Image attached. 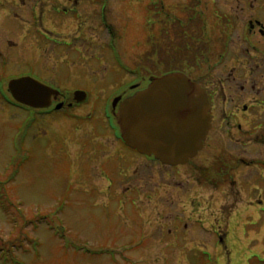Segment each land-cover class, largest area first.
<instances>
[{
  "label": "rangeland",
  "instance_id": "obj_1",
  "mask_svg": "<svg viewBox=\"0 0 264 264\" xmlns=\"http://www.w3.org/2000/svg\"><path fill=\"white\" fill-rule=\"evenodd\" d=\"M68 1L0 0V264H264V181L260 196L252 186L250 198L240 202L231 197L235 190L224 183L226 175L219 177L217 194L202 184L195 214L202 225L217 207L227 214L235 206L224 222L218 218L226 236L217 247L196 226L176 243L160 230L162 222L169 214L186 221L190 207L183 214L180 205L166 206L159 190L141 194L129 184L116 187L126 194L118 197L99 175L103 170L115 176L113 164L104 161L99 168L83 154L85 146L110 144L104 110L112 97L130 92L133 84L145 88L166 73L174 55L185 56L177 67L193 79L230 74L237 64L227 33L232 0ZM76 55L83 58L70 60ZM22 75L57 80L66 92L88 86L87 101L66 111H26L7 86ZM113 124L119 126V114ZM233 124L215 119L195 163L209 167L213 157L220 162L238 154L227 134L216 139L217 129L232 130ZM241 129L251 138L245 159L253 162L234 176L254 183V163L264 160L258 140L264 121H242ZM135 192L139 199L130 197Z\"/></svg>",
  "mask_w": 264,
  "mask_h": 264
},
{
  "label": "flooded vegetation",
  "instance_id": "obj_2",
  "mask_svg": "<svg viewBox=\"0 0 264 264\" xmlns=\"http://www.w3.org/2000/svg\"><path fill=\"white\" fill-rule=\"evenodd\" d=\"M68 2L76 5L80 1L69 0ZM227 9V33L228 37H231V53H233V56L235 54L234 58L237 59V64L231 67L228 76H224V74L221 73V75L215 76L214 79L212 76V81L208 80L205 75H202L197 79H193L189 76L205 90L209 102V114L211 119L210 128L203 140L202 147L193 157L189 158L188 161L183 164L169 165L161 162L154 155L142 154L124 144L119 126L116 127L113 124V117L119 114V106L124 98H127L136 91L144 88H137L134 84L132 85L133 87L130 85L132 87L129 89L130 92L119 93L118 95L113 96L111 107L104 110V119L106 121L105 126L108 128L107 137L110 142L108 147L101 143L102 148L100 150H96L95 148H92L93 145H90L87 147L85 146V151H83L86 159L88 156H91L93 162L96 163L99 168L100 163L104 161H109L113 164L115 176H110L103 170L102 172H99V175L108 181L106 184L107 188L114 187V193L116 196L124 197L126 195L117 190L116 187L118 185L129 184L135 188H139V191H136L141 194L153 193V191L159 190L163 193L161 199L166 206L176 209L177 205H180L182 206L181 211L183 214H185V206L190 207V215L186 221H184L183 217L179 214H169L167 222H162L163 226H161L160 230L166 231L168 236L174 237L173 241L176 243L179 239V234L185 235L189 232L190 228L196 226L201 227L199 229L200 231L202 230L205 234L212 236L214 239L212 245L217 246L218 238L226 236V233L224 232L225 228L222 229L223 231L219 230V227H222V225L224 226V224H219L218 218L221 217L224 222V220L234 211L235 206L232 210L228 211L227 214H222L224 210L221 211L217 207V211H211L214 216L212 217V220H208L207 226L202 225L201 219L197 218L195 215L197 211L196 207L202 206L198 197V192L201 191L200 187H202V184L211 186V192L217 194L219 177L222 179L226 175L225 181H223L224 183L228 182L227 184L232 188V191L235 190V193H231V197L236 196L238 202L244 201L247 197L250 198L252 186L254 190L259 191L257 193L258 196H260L262 191L261 183L264 181V168H262L264 167L263 159L254 163L255 171L257 170L256 173L258 175V180H254V183H251L249 180L245 182V179H236L234 176V170L240 166L246 167L253 162H247L245 159V148L251 144V138L247 131L241 129L242 121L249 123L252 121H264V86H258L261 80L264 79V0H232L228 3ZM190 30L192 29L190 28ZM195 49H197V46H195ZM221 55L224 56V53ZM81 58L83 57L76 55L70 60L75 62L74 59L79 60ZM62 61L70 64L69 60ZM70 67L75 68L76 66L70 64ZM82 69H85V67ZM239 70L242 71V73H238ZM238 79L243 80L241 86H238V83L236 82ZM55 81L57 82V80ZM40 82L57 90L59 94L56 97L52 95L50 97L49 107L46 109H37L36 111L38 113H42V111L57 112L63 108L65 111L66 109L68 110L71 108L77 109L87 101L89 93L88 86H74L70 92H66L58 86L56 82L48 80L47 83ZM76 90L84 91L86 93V99L83 102L78 103L74 98V91ZM225 90H228V94L225 93ZM117 96H120L121 99H119L113 106V99ZM58 98L61 100H58ZM58 105L61 106L57 107ZM217 118L220 121L227 119L228 122H234L232 127L235 129L226 131L217 129L219 131H217V138H215L218 139L220 136L224 138L225 135H223V133L227 134L225 136L227 142L235 144L238 154H230L225 161L220 162L218 161L219 158L213 157L209 167L199 165L195 163L194 160L203 151L209 133L212 131L213 122ZM258 140L259 146L264 148V136H259ZM103 146L108 150L106 151ZM88 150L92 151L87 152ZM77 158L80 157L78 156ZM189 166H193L194 173L200 175L203 174V177L199 178L194 177L195 175L192 176V173L190 172L191 170L189 171L188 168ZM226 166H229V168ZM175 170L176 172L171 175L172 171ZM236 183L240 184L241 189H234ZM142 186L147 187L144 190H140V187ZM127 189L132 188L128 187ZM241 190L244 194L240 192ZM138 193L135 192L130 197L139 199L141 196ZM256 199L257 198L255 197L254 201H256ZM211 205L212 204L207 203L206 207L210 208ZM182 222L183 225L181 226ZM220 231L221 233H219ZM220 242H223V240H220ZM204 243L206 245L203 247H209L208 242Z\"/></svg>",
  "mask_w": 264,
  "mask_h": 264
},
{
  "label": "water",
  "instance_id": "obj_3",
  "mask_svg": "<svg viewBox=\"0 0 264 264\" xmlns=\"http://www.w3.org/2000/svg\"><path fill=\"white\" fill-rule=\"evenodd\" d=\"M7 86L16 102L32 108L48 107L50 97L59 94L30 76L11 79ZM85 97L82 91L74 92L78 102ZM208 111L207 95L200 85L182 72L167 73L121 101V137L142 154L169 165L183 164L202 147L210 128Z\"/></svg>",
  "mask_w": 264,
  "mask_h": 264
},
{
  "label": "trees",
  "instance_id": "obj_4",
  "mask_svg": "<svg viewBox=\"0 0 264 264\" xmlns=\"http://www.w3.org/2000/svg\"><path fill=\"white\" fill-rule=\"evenodd\" d=\"M175 59L172 58L170 59V62L168 66H166L167 70H165V72H169V71H181L179 67H177V65L180 63H182L185 60V56L184 55H174Z\"/></svg>",
  "mask_w": 264,
  "mask_h": 264
}]
</instances>
